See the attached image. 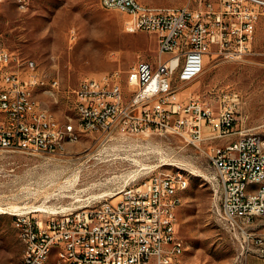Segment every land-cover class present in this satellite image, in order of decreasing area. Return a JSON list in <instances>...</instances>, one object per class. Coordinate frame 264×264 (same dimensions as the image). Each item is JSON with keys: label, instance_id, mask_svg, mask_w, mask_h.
I'll list each match as a JSON object with an SVG mask.
<instances>
[{"label": "built area", "instance_id": "2783aa9c", "mask_svg": "<svg viewBox=\"0 0 264 264\" xmlns=\"http://www.w3.org/2000/svg\"><path fill=\"white\" fill-rule=\"evenodd\" d=\"M16 1L21 9L32 2ZM100 1L107 9L126 14L127 30L154 34L157 58L138 60L126 77L120 69L83 77L72 88L75 120L72 115L54 116L40 96L50 91L57 100L58 76L42 73L33 58L21 64L20 56L1 48L0 148L60 153L68 138L79 139L81 129L106 137L151 130L180 134L207 152L218 171L220 218L226 227L243 234L242 246L250 249L249 226L256 216L264 215L260 131L239 127L244 117L239 114L238 90H223L214 103L193 92L185 95L181 89L204 71L213 46L228 50L232 58L250 49L264 15V0H199L197 7ZM183 180L182 173L159 169L136 185H125L110 199L80 208L50 211L46 217L38 216L34 207L14 210L26 244L24 259L14 264H39L44 244L50 241L61 245L67 264H184L180 242L185 240L178 217L173 216L180 204L174 190ZM246 180L255 182L251 193L243 192ZM255 241L264 251L263 238Z\"/></svg>", "mask_w": 264, "mask_h": 264}, {"label": "rangeland", "instance_id": "374dc122", "mask_svg": "<svg viewBox=\"0 0 264 264\" xmlns=\"http://www.w3.org/2000/svg\"><path fill=\"white\" fill-rule=\"evenodd\" d=\"M142 1L157 6L199 5V0ZM125 18L100 0H32L27 9L19 8L16 0H2L0 49L20 56L21 64L33 58L42 73L58 76L57 100L45 93L40 96L59 116L72 115L76 120L72 88L83 77L113 69L126 77L135 62L159 54L156 36L127 30ZM229 88L242 96L239 114L244 119L239 127L264 134V15L243 56L232 58L228 50L213 46L204 71L185 82L181 91L215 103ZM159 169L181 170L190 180L178 209V228L186 244L184 264H264V251L255 241L261 237L264 244V215L250 224L253 241L247 249L242 246L243 234L226 227L220 218L218 171L203 148L169 131L106 137L86 129L60 153L0 148V264H14L23 256L14 210L39 208L38 216L46 217L50 211L80 208L110 199L125 185H136ZM45 264H57L56 250Z\"/></svg>", "mask_w": 264, "mask_h": 264}, {"label": "bare ground", "instance_id": "6f19581e", "mask_svg": "<svg viewBox=\"0 0 264 264\" xmlns=\"http://www.w3.org/2000/svg\"><path fill=\"white\" fill-rule=\"evenodd\" d=\"M101 3L106 8L105 1H101ZM42 93H45V94L51 96V92L50 91H42ZM53 115L54 116H59L54 109H53ZM260 139H261V141H264V134L261 133V132H260ZM73 140H75V138H68L67 139V144L70 141H73ZM66 147L67 146H60V152L64 151ZM136 161H138V160H136ZM174 173H182L185 176V180H183V185L180 186V187H176L175 190H174V197H177V201L180 202V204H179V207H180V205L183 202L184 193L187 190V188L189 187L190 180H189L188 175L185 172H182L181 170L174 171ZM253 189H255V182L253 180H246V183L243 185V192L244 193H251L253 191ZM112 195H114V194H112ZM179 207L173 209V216H177L178 217V209H179ZM14 224H15L17 230H18L19 237L21 238V240H22V242L24 244L23 256L20 259V260H23L24 259V255L26 254L25 237H22V230H21L20 227H18V225H16V220H14ZM180 249L183 250V253H184V251L186 249L185 242H180ZM53 250H56V253H57V264H61V263L67 264V254L63 251V249L61 248V245H58L57 241H50V243L44 244V247H43V256L44 257L40 258L39 264H45L46 261L48 260L49 256H50V253ZM17 264H23V263H17Z\"/></svg>", "mask_w": 264, "mask_h": 264}, {"label": "crops", "instance_id": "0c3cea01", "mask_svg": "<svg viewBox=\"0 0 264 264\" xmlns=\"http://www.w3.org/2000/svg\"><path fill=\"white\" fill-rule=\"evenodd\" d=\"M247 131H250L249 129H246ZM237 136V135H236Z\"/></svg>", "mask_w": 264, "mask_h": 264}]
</instances>
